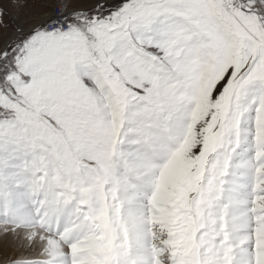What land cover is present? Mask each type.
Instances as JSON below:
<instances>
[{"label": "snow or ice", "instance_id": "obj_1", "mask_svg": "<svg viewBox=\"0 0 264 264\" xmlns=\"http://www.w3.org/2000/svg\"><path fill=\"white\" fill-rule=\"evenodd\" d=\"M0 264H264V0H0Z\"/></svg>", "mask_w": 264, "mask_h": 264}]
</instances>
